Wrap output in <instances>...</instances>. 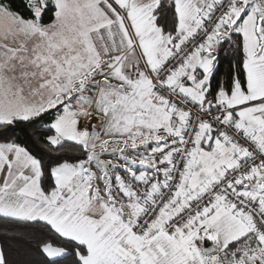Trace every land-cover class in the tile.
<instances>
[{
  "label": "snow or ice",
  "instance_id": "snow-or-ice-1",
  "mask_svg": "<svg viewBox=\"0 0 264 264\" xmlns=\"http://www.w3.org/2000/svg\"><path fill=\"white\" fill-rule=\"evenodd\" d=\"M20 3L0 0V231L26 264H264V0Z\"/></svg>",
  "mask_w": 264,
  "mask_h": 264
},
{
  "label": "trees",
  "instance_id": "trees-1",
  "mask_svg": "<svg viewBox=\"0 0 264 264\" xmlns=\"http://www.w3.org/2000/svg\"><path fill=\"white\" fill-rule=\"evenodd\" d=\"M15 7L21 11V14H25L20 0H15ZM49 16H51V13H49ZM45 22H48V20L46 19ZM224 64L227 65V61H224ZM22 232H24V229L21 227H9L7 232L0 231V245L5 248L9 258L17 264H26L27 261L38 259L31 251L29 240L19 234Z\"/></svg>",
  "mask_w": 264,
  "mask_h": 264
}]
</instances>
